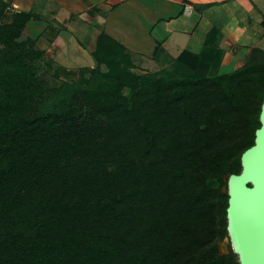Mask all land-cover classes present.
I'll return each instance as SVG.
<instances>
[{"label":"trees","instance_id":"obj_1","mask_svg":"<svg viewBox=\"0 0 264 264\" xmlns=\"http://www.w3.org/2000/svg\"><path fill=\"white\" fill-rule=\"evenodd\" d=\"M9 6L0 0V264H240L219 254L222 188L261 125L264 49L214 75L184 50L186 75L150 79L102 33L89 77L54 76L106 80L59 111L65 95L45 94L44 52L24 31L33 15Z\"/></svg>","mask_w":264,"mask_h":264},{"label":"crops","instance_id":"obj_2","mask_svg":"<svg viewBox=\"0 0 264 264\" xmlns=\"http://www.w3.org/2000/svg\"><path fill=\"white\" fill-rule=\"evenodd\" d=\"M4 1L11 15L32 13L24 31L55 68H95L102 33L156 71H168L189 50L211 62L212 75L228 73L251 48L264 49V0ZM212 28L216 41L207 44Z\"/></svg>","mask_w":264,"mask_h":264},{"label":"water","instance_id":"obj_3","mask_svg":"<svg viewBox=\"0 0 264 264\" xmlns=\"http://www.w3.org/2000/svg\"><path fill=\"white\" fill-rule=\"evenodd\" d=\"M255 141L241 156L242 170L226 176L228 236L219 254L231 252L240 264H264V101Z\"/></svg>","mask_w":264,"mask_h":264},{"label":"rangeland","instance_id":"obj_4","mask_svg":"<svg viewBox=\"0 0 264 264\" xmlns=\"http://www.w3.org/2000/svg\"><path fill=\"white\" fill-rule=\"evenodd\" d=\"M8 12H10L9 9H7ZM34 40V39H33ZM36 43V47L40 49V47L37 44V41L34 40ZM41 50V49H40ZM52 58H49L48 55H43L40 57V59L37 61V71L42 77L44 76V84H45V91H47L46 95H65V98L62 100L57 101L59 111H66L71 110L73 107H78V100L77 95L80 94L84 89H86L89 85L91 88H99L102 85L100 83L102 81H105L106 79L102 76H97L91 84H85V83H74L72 80L63 81L61 78H57L54 76L55 66L52 64ZM132 61L133 64L136 66V70L145 76H147L150 79L157 78L159 76H166L168 75H186L187 71H183L182 73L180 70L177 69V67L173 64L169 66L168 73H166V70H153L151 65L147 63H138L137 59L132 55ZM107 69V66L105 64L101 65V70L105 71ZM73 77L79 79L81 75H85V77H89V72L87 70H84V68H76L73 69ZM167 75V76H168ZM45 96V95H44ZM56 108L57 106L54 105Z\"/></svg>","mask_w":264,"mask_h":264}]
</instances>
